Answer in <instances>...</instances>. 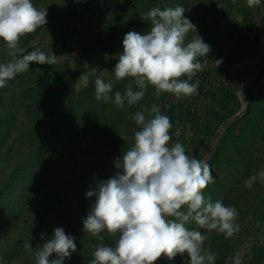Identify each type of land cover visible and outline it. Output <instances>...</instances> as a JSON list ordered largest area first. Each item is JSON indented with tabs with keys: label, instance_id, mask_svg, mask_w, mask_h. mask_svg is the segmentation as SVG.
Here are the masks:
<instances>
[{
	"label": "rangeland",
	"instance_id": "rangeland-1",
	"mask_svg": "<svg viewBox=\"0 0 264 264\" xmlns=\"http://www.w3.org/2000/svg\"><path fill=\"white\" fill-rule=\"evenodd\" d=\"M32 3L47 9V23L22 37L19 47L28 52L39 48L59 58L53 65L30 64L0 88V264H35V251L57 227L75 237L77 245L64 264H91L101 241L83 231L82 221L95 199L86 192L116 174L114 161L134 145L139 130L131 117L154 104L170 117V146L180 142L186 154L210 165L215 182L204 195L235 206L239 213L240 231L228 239L194 222L189 229L207 237L203 248L215 253V264H232L237 252L243 264H264V184L257 180L250 189L244 186L264 169V0L251 8L247 0ZM176 6L184 7V17L197 29L187 34L185 43L199 35L211 47L199 58L202 70L190 81H199L198 94L156 97L149 86L135 105L125 102L119 108L97 100V77L112 85V99L117 91L123 95L131 82L114 74L125 34L146 33L150 21L143 17L151 8ZM11 59L0 40V63ZM217 60L222 63L216 68ZM83 73L90 74L87 86L79 81ZM133 89L139 90L134 84ZM56 93L60 99L53 113L35 125ZM30 129L32 142L26 133ZM102 235L106 246H115L118 237ZM189 259L187 253L172 260L162 256L155 264H188Z\"/></svg>",
	"mask_w": 264,
	"mask_h": 264
},
{
	"label": "clouds",
	"instance_id": "clouds-1",
	"mask_svg": "<svg viewBox=\"0 0 264 264\" xmlns=\"http://www.w3.org/2000/svg\"><path fill=\"white\" fill-rule=\"evenodd\" d=\"M260 2L247 0V5L251 8ZM184 12L182 6L151 8L143 17L150 21V29L144 34L129 31L122 41L123 52L118 56L114 74L117 80L131 78L124 94L117 91L112 99V85L97 77L95 98L123 108L125 102L137 104L149 86L155 89L156 97L164 93L176 98L197 95L199 81H190L202 70L199 58L206 57L211 47L199 35L185 43L187 34L197 29ZM46 17L47 9H38L32 0H0V40L12 57L7 63H0V88L17 74L28 71L32 63L57 62L59 57L54 53L48 55L39 48L28 52L19 47L22 37L46 25ZM221 63L217 60L216 68ZM89 75L83 73L79 78L85 86ZM184 76L187 79H181ZM133 84L139 90H134ZM131 119L139 128L134 133V145L114 161L115 175L97 181L86 192V197L95 199L82 221L83 231L101 241L95 247L91 264H155L162 256L172 260L184 253L190 258L188 264H215V253L203 248L207 237L187 225L194 222L199 228L215 230L228 239L240 231L238 211L235 206L204 195L208 185L215 182L210 165L186 154L180 142L170 146L172 123L157 105L136 112ZM257 180L264 184V169L251 175L244 186L250 189ZM105 232L118 237L115 246L103 243ZM40 235L44 239L45 234ZM24 248L33 250L29 241L24 242ZM76 251L75 237L57 227L35 251V264H64ZM53 254L56 258L50 259ZM231 261L243 264L239 252Z\"/></svg>",
	"mask_w": 264,
	"mask_h": 264
},
{
	"label": "trees",
	"instance_id": "trees-1",
	"mask_svg": "<svg viewBox=\"0 0 264 264\" xmlns=\"http://www.w3.org/2000/svg\"><path fill=\"white\" fill-rule=\"evenodd\" d=\"M60 99V96L56 93L54 94L53 98L51 97L50 100L52 101L51 103V106L50 108L47 110V112L44 110L43 113L41 114V116L38 118H36V120H34L35 122V125H39L42 121H44V119L49 116L51 113H53L54 109H55V106H56V103L58 102V100ZM33 116H31L32 118ZM28 137H29V142H32V139H33V130L30 129V130H27L26 131Z\"/></svg>",
	"mask_w": 264,
	"mask_h": 264
}]
</instances>
